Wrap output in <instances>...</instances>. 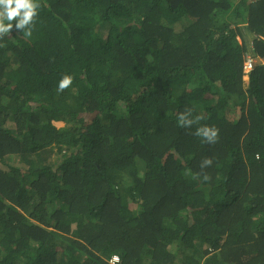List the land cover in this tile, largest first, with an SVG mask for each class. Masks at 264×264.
<instances>
[{"label": "trees", "instance_id": "1", "mask_svg": "<svg viewBox=\"0 0 264 264\" xmlns=\"http://www.w3.org/2000/svg\"><path fill=\"white\" fill-rule=\"evenodd\" d=\"M33 2L0 33V264H264V0Z\"/></svg>", "mask_w": 264, "mask_h": 264}, {"label": "clouds", "instance_id": "2", "mask_svg": "<svg viewBox=\"0 0 264 264\" xmlns=\"http://www.w3.org/2000/svg\"><path fill=\"white\" fill-rule=\"evenodd\" d=\"M38 8L39 5L34 3L33 0H0V33H10V30L13 28L11 23L13 20L16 21L15 26L17 29H23L26 25L32 23L34 17L37 16ZM5 20L9 23L5 24ZM25 35L30 36L31 31L25 33ZM249 61L253 62V60ZM254 64L255 62L253 63V66ZM71 79L72 78L70 76L65 75L60 81L58 90L63 91L66 87H68L71 83ZM180 122L182 123V120H180ZM209 131H212V135H215V131L211 129H204V134L207 135ZM196 135H200V130L197 131ZM207 162L211 163V160L209 159ZM205 178L208 179V176L206 175ZM117 262H119V258L118 261H114V258L111 261V263Z\"/></svg>", "mask_w": 264, "mask_h": 264}, {"label": "built area", "instance_id": "3", "mask_svg": "<svg viewBox=\"0 0 264 264\" xmlns=\"http://www.w3.org/2000/svg\"><path fill=\"white\" fill-rule=\"evenodd\" d=\"M252 66H253V62L252 61H248L247 63H246V70H245V72H250L251 70H252ZM114 261H118V258L117 257H114Z\"/></svg>", "mask_w": 264, "mask_h": 264}, {"label": "water", "instance_id": "4", "mask_svg": "<svg viewBox=\"0 0 264 264\" xmlns=\"http://www.w3.org/2000/svg\"><path fill=\"white\" fill-rule=\"evenodd\" d=\"M257 62H258V63H262L260 59H257Z\"/></svg>", "mask_w": 264, "mask_h": 264}, {"label": "rangeland", "instance_id": "5", "mask_svg": "<svg viewBox=\"0 0 264 264\" xmlns=\"http://www.w3.org/2000/svg\"><path fill=\"white\" fill-rule=\"evenodd\" d=\"M246 83H248V81H246Z\"/></svg>", "mask_w": 264, "mask_h": 264}]
</instances>
